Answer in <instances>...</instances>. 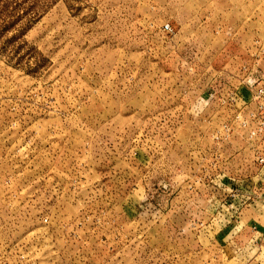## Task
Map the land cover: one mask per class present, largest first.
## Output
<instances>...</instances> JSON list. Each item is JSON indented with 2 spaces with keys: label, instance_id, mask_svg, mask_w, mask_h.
Instances as JSON below:
<instances>
[{
  "label": "rangeland",
  "instance_id": "rangeland-1",
  "mask_svg": "<svg viewBox=\"0 0 264 264\" xmlns=\"http://www.w3.org/2000/svg\"><path fill=\"white\" fill-rule=\"evenodd\" d=\"M257 62L264 0H0V264H264Z\"/></svg>",
  "mask_w": 264,
  "mask_h": 264
},
{
  "label": "crops",
  "instance_id": "crops-1",
  "mask_svg": "<svg viewBox=\"0 0 264 264\" xmlns=\"http://www.w3.org/2000/svg\"><path fill=\"white\" fill-rule=\"evenodd\" d=\"M245 215L247 219H244L242 224V232L249 233V240L253 243L252 245H255L257 250L262 254V252L264 253V212L257 213L255 208H253L248 209ZM245 240L246 238H244V242H246ZM255 261L258 262L256 259Z\"/></svg>",
  "mask_w": 264,
  "mask_h": 264
},
{
  "label": "built area",
  "instance_id": "built-area-1",
  "mask_svg": "<svg viewBox=\"0 0 264 264\" xmlns=\"http://www.w3.org/2000/svg\"><path fill=\"white\" fill-rule=\"evenodd\" d=\"M163 28L165 29V30H168L169 29V24H164L163 25ZM255 72H259V73H261V74H264V66L263 65H260V63H256V67H255ZM252 75H255V73H252ZM260 92H262L261 90H260ZM259 101H263L261 104H260V112H255L254 113V117H257V118H260L261 119V121H260V124H259V127H258V129H254V130H252L251 131V135L253 136V135H255V134H257V132H261L262 134H263V139H262V141H261V144H263L264 145V96H263V98H261V100H259ZM236 118H239V116H240V114L239 113H237V114H235L234 115ZM235 195V194H234ZM247 198V197H246Z\"/></svg>",
  "mask_w": 264,
  "mask_h": 264
},
{
  "label": "trees",
  "instance_id": "trees-1",
  "mask_svg": "<svg viewBox=\"0 0 264 264\" xmlns=\"http://www.w3.org/2000/svg\"><path fill=\"white\" fill-rule=\"evenodd\" d=\"M10 25H12V23H11ZM25 29H26V28H25ZM25 29L23 28V29L20 31V33L24 32Z\"/></svg>",
  "mask_w": 264,
  "mask_h": 264
}]
</instances>
